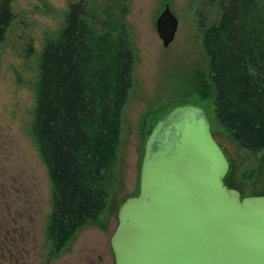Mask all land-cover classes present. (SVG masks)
Here are the masks:
<instances>
[{
    "label": "rangeland",
    "instance_id": "1",
    "mask_svg": "<svg viewBox=\"0 0 264 264\" xmlns=\"http://www.w3.org/2000/svg\"><path fill=\"white\" fill-rule=\"evenodd\" d=\"M83 1L99 11L110 5L109 0ZM166 6L179 21L168 48L156 28ZM128 8L134 87L123 112L108 206L99 224L83 227L55 256L48 237L53 185L33 126L41 54L64 27L69 0H13L15 20L0 47V264H115L110 240L121 202L138 195L147 134L159 116L182 105L207 111L213 135L230 163L226 185L243 198L264 196V150L240 148L215 116L199 22L201 14L207 26L219 22V0H130ZM99 254L105 257L103 263Z\"/></svg>",
    "mask_w": 264,
    "mask_h": 264
},
{
    "label": "trees",
    "instance_id": "2",
    "mask_svg": "<svg viewBox=\"0 0 264 264\" xmlns=\"http://www.w3.org/2000/svg\"><path fill=\"white\" fill-rule=\"evenodd\" d=\"M109 1L100 12L69 0L64 27L40 58L33 135L53 185L48 237L55 256L106 212L134 87L130 0ZM12 3L0 0V47L15 20ZM219 7L217 24L207 26L202 14L199 22L216 120L240 148L258 153L264 150V0H219Z\"/></svg>",
    "mask_w": 264,
    "mask_h": 264
},
{
    "label": "water",
    "instance_id": "3",
    "mask_svg": "<svg viewBox=\"0 0 264 264\" xmlns=\"http://www.w3.org/2000/svg\"><path fill=\"white\" fill-rule=\"evenodd\" d=\"M179 21H156L165 48ZM207 111L182 105L148 134L139 192L121 202L110 245L115 264H264V196L243 198Z\"/></svg>",
    "mask_w": 264,
    "mask_h": 264
},
{
    "label": "flooded vegetation",
    "instance_id": "4",
    "mask_svg": "<svg viewBox=\"0 0 264 264\" xmlns=\"http://www.w3.org/2000/svg\"><path fill=\"white\" fill-rule=\"evenodd\" d=\"M110 246H111V245H110ZM102 248H103V247H102ZM102 248H101V249H102ZM104 249H105L104 251L106 252V245H105V243H104ZM112 253H113V252H112ZM97 257H98V259H99L100 262L103 263V262L105 261V257H104L102 254H99ZM113 257H114V255H113ZM114 262H115V259H114Z\"/></svg>",
    "mask_w": 264,
    "mask_h": 264
}]
</instances>
